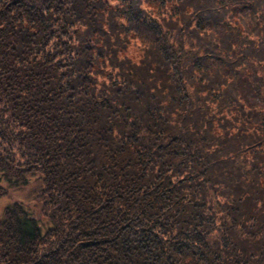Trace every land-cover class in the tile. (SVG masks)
I'll list each match as a JSON object with an SVG mask.
<instances>
[{
    "label": "trees",
    "instance_id": "obj_1",
    "mask_svg": "<svg viewBox=\"0 0 264 264\" xmlns=\"http://www.w3.org/2000/svg\"><path fill=\"white\" fill-rule=\"evenodd\" d=\"M0 264H264V0H0Z\"/></svg>",
    "mask_w": 264,
    "mask_h": 264
},
{
    "label": "rangeland",
    "instance_id": "obj_2",
    "mask_svg": "<svg viewBox=\"0 0 264 264\" xmlns=\"http://www.w3.org/2000/svg\"><path fill=\"white\" fill-rule=\"evenodd\" d=\"M13 198L11 196L0 197V212L3 210L7 202L11 201Z\"/></svg>",
    "mask_w": 264,
    "mask_h": 264
}]
</instances>
